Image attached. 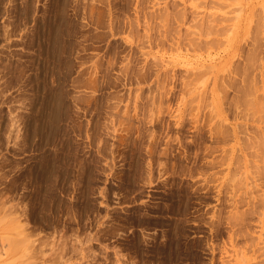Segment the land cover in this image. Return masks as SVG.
<instances>
[{
    "label": "rangeland",
    "instance_id": "rangeland-1",
    "mask_svg": "<svg viewBox=\"0 0 264 264\" xmlns=\"http://www.w3.org/2000/svg\"><path fill=\"white\" fill-rule=\"evenodd\" d=\"M0 264H264V0H0Z\"/></svg>",
    "mask_w": 264,
    "mask_h": 264
}]
</instances>
